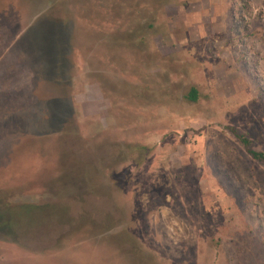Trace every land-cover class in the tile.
Here are the masks:
<instances>
[{
    "label": "rangeland",
    "instance_id": "1",
    "mask_svg": "<svg viewBox=\"0 0 264 264\" xmlns=\"http://www.w3.org/2000/svg\"><path fill=\"white\" fill-rule=\"evenodd\" d=\"M231 128L264 153V0H0V264H264Z\"/></svg>",
    "mask_w": 264,
    "mask_h": 264
},
{
    "label": "trees",
    "instance_id": "2",
    "mask_svg": "<svg viewBox=\"0 0 264 264\" xmlns=\"http://www.w3.org/2000/svg\"><path fill=\"white\" fill-rule=\"evenodd\" d=\"M188 99L192 102H196L198 100V91L195 88L190 91ZM230 131L245 148L246 152L252 157V159L264 164V153L254 150L251 141L246 136L242 135L237 129L231 128Z\"/></svg>",
    "mask_w": 264,
    "mask_h": 264
}]
</instances>
